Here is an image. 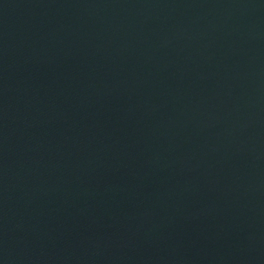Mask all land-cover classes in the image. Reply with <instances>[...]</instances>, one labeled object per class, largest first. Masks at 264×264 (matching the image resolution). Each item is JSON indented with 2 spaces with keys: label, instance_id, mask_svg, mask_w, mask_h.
Here are the masks:
<instances>
[{
  "label": "water",
  "instance_id": "obj_1",
  "mask_svg": "<svg viewBox=\"0 0 264 264\" xmlns=\"http://www.w3.org/2000/svg\"><path fill=\"white\" fill-rule=\"evenodd\" d=\"M0 264H264V0H0Z\"/></svg>",
  "mask_w": 264,
  "mask_h": 264
}]
</instances>
